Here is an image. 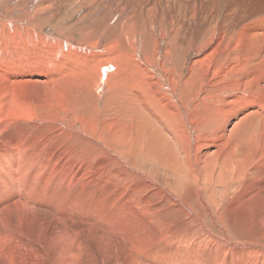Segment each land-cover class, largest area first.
Masks as SVG:
<instances>
[{
  "label": "bare ground",
  "instance_id": "6f19581e",
  "mask_svg": "<svg viewBox=\"0 0 264 264\" xmlns=\"http://www.w3.org/2000/svg\"><path fill=\"white\" fill-rule=\"evenodd\" d=\"M237 1L238 0H235L236 3ZM246 1L251 2L252 0ZM253 1L262 2L264 7V0ZM115 3V8H117L119 1L115 0ZM157 5L158 4H156L154 1H148L147 6H149L150 9L143 8V10L145 11V13L147 11L152 14L155 13L154 17H156L160 14L155 11ZM240 5L242 4L240 3ZM239 8L240 6L238 7V10ZM196 9L194 10L196 11ZM186 10H188L187 7ZM230 10L229 13H223L225 18H223V16L218 20V23L216 24L218 31L215 27H213V31L209 32L211 33V35L205 43L200 41L201 37H199V41L197 40L194 48L195 55L192 61L188 64L187 68L189 76L184 80L182 85L175 84L176 90H181L183 92V95L187 96V100H185L184 102L175 92L169 99H166L164 96H160V99H158L159 92L157 90L159 88H157V90H151L150 88L151 92L147 95H145L143 92L142 94L140 93V96L139 94L137 95V91L139 88L137 87V84H135L137 81L135 83L133 81L138 78L137 75H139L140 73L136 75L137 77L134 76L136 77L134 78V80L131 78H127L128 75L126 74V79H123L125 77L122 78L120 75L123 73L124 69L127 70V63L125 62L126 66H120L118 64L120 63V61L117 60V63L116 59H114L116 55L113 57L111 56L110 50H114L115 47L122 48L119 44V41L117 40L112 43L113 45L109 44L110 46L107 45L105 48L99 41L93 42L91 44L89 43V45L85 47H79L83 50L81 53H86L88 58L90 56V59L92 61L94 60V62L92 63H90L88 60L90 64L87 61H84V65L82 64L84 67L80 65L82 69L79 71H77L78 66L76 64L74 66L71 65V63L69 64L70 60H68V57H65L66 60L61 59L60 61L58 60L59 62H51L52 58H54L53 53H49L50 55H52V57L47 54V52L46 54H32L34 52L33 49H31L33 50V52L26 53L23 51V53L20 54L21 58L27 57L29 62L26 63L28 65L27 70L24 69L23 71H18L16 70L17 58H15V45L11 46L12 51H10V55H8L7 53V56H1L0 53V76L3 73L16 71V73L13 74L12 78L14 82H26L34 85H38V83H44V85L49 88V96L52 100L45 98L43 99L44 101L42 100L41 102H43L44 105H53L54 107V110L48 116L40 115L36 117L38 124L33 123L34 110L38 112L41 106L32 105L29 98L23 100V103L25 104V108L23 109V111L11 112L7 117H0V216L3 212L6 213L7 217L13 215V223L10 224L11 231L13 229L14 231H17L21 236L22 234H24V237L26 235L31 236L30 239H32L33 237V239H35V236H40L41 238L37 241L41 240V242L43 243H47L49 241V243L51 244H47L51 245V248L54 247V249L52 248V250L56 251V255L53 259L56 264H72L70 257L74 256L75 252H80V248L85 239L87 238L91 243L97 236L99 237L97 240L99 245L102 243L106 245V247H116L114 248L116 253L112 255L114 257V260L112 261L113 264L115 260L116 264H123L124 262L128 263L129 261L135 262L136 259L134 254H136V250L141 253L150 249V243L149 246L147 245V247H145L143 242L141 244L139 240L138 241L140 243H137V245L136 243H115L111 238L113 232V229L111 228H109V232H111L110 235L106 236L99 235L101 234V230L95 227L85 230L76 229L72 231L71 234L83 237V239H81L77 244L74 245H72L71 241L66 236L70 233L64 226L56 227L51 230L50 228H47V230H43L41 228L42 230H38L37 233H35L36 231L34 228H29L30 226H28V229H24L26 226L23 227V224L29 221L30 223H32V214H38L40 212V209H38V206L29 207L20 202L17 203L11 198V192H7L6 195L4 194L6 187L10 182H12L10 189L11 191L13 188H24L34 198H42L48 196L52 197L55 199L56 207V204L63 206L66 198L71 197L72 194L77 193L79 194V196H81V193L88 186L92 185L91 188L93 189L96 177L99 173V168H101L102 170L105 168L102 166V164L97 165L96 163H93L92 158H77L76 156L78 155L74 153V143L77 140V135L84 133L91 139L95 141L98 140L99 142L103 143L106 147H109L111 145L107 144V139L104 138V133L107 132L106 135H109V131L113 130L112 126L114 125L111 124L112 121L109 120L110 117L108 116L109 118H105L103 122L104 125L101 123L103 125L101 129H99L96 120L99 117L100 113L105 117V114H107L105 113V111H107V109H113L111 108L112 105L109 101V98L105 96L108 104H104V110H101L99 108V101L101 100L102 96H96L97 98H94V95H97V91L101 90H107L106 92H109L112 88H107L106 81L108 79L110 81L115 77H118V79H123L121 80V83L123 84L124 89L129 88L128 93L125 94L124 92H121L118 95V98L121 100V108L122 110H124V112H126L125 116L127 119V124L125 125V128L128 129V133L130 136L129 139H126L127 137L122 138V141L119 142V144L121 146L130 147L127 151V154L132 157V160L137 158V160L135 159L136 161H138L137 163L140 162L139 158L143 159L144 162H149L150 160H152L158 165V168H165V170H167L168 172L174 175H178V178L174 180L177 182L171 189L169 188V184L171 183L168 179L166 180V185L162 184L163 186H155L161 191V194L166 193V196H168L170 199L175 200L176 203H183L185 207L189 208L191 204L194 205V202H188L185 199L189 198H187L188 195L190 197H195L196 193H192L195 189H197L196 196H198L200 202L207 206L208 210H211L210 212L213 213L214 207H216V203L211 193L214 189H217L221 186L224 187V191H222L221 193L222 196L220 195L222 197V200H225L228 204H230L229 206L231 208L234 207V209L240 210L241 221L246 219L252 220V218L257 216H255V214H253L252 212L259 206H264V19L256 21L257 24L261 25L259 26L261 27V30L259 31L253 26L255 22L253 21V19H255L259 14H257L255 17L240 20L239 18H235ZM131 11L132 6L128 5L124 11L120 12V17L122 18L118 20L119 24H124V26H126L127 22L132 16ZM189 18L191 17H187V19ZM214 18H216V16ZM160 19L161 17H158L157 22L151 20L149 22V26H152L155 29L160 28V25L158 23L160 22ZM229 19L232 20L230 24L233 23L231 28L226 24ZM237 22H240V25H242L240 31L237 27ZM206 24L209 23H207L206 21ZM155 25L157 27H155ZM248 25H252V29L247 30L246 27ZM188 27L190 26L188 25ZM250 27L251 26H249V28ZM26 28L27 27H25V29ZM189 29L187 34L188 38L186 39V42H188L187 44H190L192 42L191 32L193 30L190 29L192 30L190 32ZM21 30H23V28H21ZM15 31L16 33L14 35L10 34L11 39H16L17 37L20 38L23 34L22 31H18V28H16ZM121 32L123 35L126 31ZM128 35L126 34L125 36ZM183 36V41L185 42V34ZM237 36H240L241 41H236ZM67 45L69 47V44ZM156 45V48L154 46V50L158 55V53L160 52L159 47L161 46V42L157 41ZM53 51L55 52V50ZM136 51H140L142 55L145 53V51L141 47L137 48ZM75 52H78V50ZM105 52L108 53L109 57L105 55ZM155 53H152V57L147 56V59H152L156 55ZM56 54H58V52ZM60 54L61 52L57 56H61ZM63 54H65V52ZM33 55H36V57L41 60L42 65L40 69L42 71H34L29 69L30 61L34 57ZM43 55L45 56L43 57ZM71 56L73 55L71 54ZM56 58L57 57L55 55L54 59ZM49 59H51L50 62ZM138 60L142 64L143 59L140 58ZM78 61H76L75 63H77ZM153 61L155 60L153 59ZM52 63H54V65ZM86 63L87 65H85ZM49 66H52V68L54 66V69H58L59 67L60 70H54ZM48 68H51L52 70ZM143 68L146 69V72L147 68H162V71L165 70L166 72L174 71L173 68H167L166 65L163 67L161 64L158 65V63H153L150 59L145 62L144 67H142L141 69L143 70ZM73 71H77L79 72V74H84L87 79L85 80L87 82L81 81L80 75L76 74ZM165 71L163 73H165ZM137 72L139 71H136V73ZM152 73H155V71ZM198 73H204V75H199ZM96 74L97 76L99 75V77L95 76ZM142 75L143 74L141 72L140 76ZM162 77L164 78L163 75ZM144 78H146V76ZM171 78H173V76ZM171 78H169L170 83L172 81ZM51 79L53 84L56 86H59L61 83H63L68 88V91L57 90L50 82H48ZM157 79L155 80V82L157 81ZM159 79L162 78L159 77ZM91 82H93V84H91ZM115 85H117L116 82L113 84V87ZM118 86L120 89H122L121 85ZM210 90H214L212 91V93H214L215 95L212 96L211 93H209ZM114 98L116 99V97ZM54 99H56L58 104H60L59 106L54 105ZM86 102L88 104H86ZM88 109L91 113L88 112ZM233 120H236V122ZM209 128L210 132L207 133ZM148 129L150 131L151 139H146H150V141L144 140L143 137ZM124 134L125 133H123L121 136H123ZM111 136L115 137V134ZM139 137L141 138V140H143L141 141L142 143H139ZM120 138L121 137L119 136V140ZM110 147H112V145ZM211 151L216 152L212 154ZM102 154L104 155V153ZM95 155L96 154H94V156ZM114 155L116 154L114 153ZM17 158L18 165L16 163ZM126 158L123 157L120 159L126 162ZM91 161L92 163H90ZM211 161L212 163H215L211 164L210 168ZM17 168L19 171L26 173L28 179L22 178L18 174ZM215 168L219 169L217 175L214 170ZM210 170L213 171L212 176H210ZM255 172H257V176H254ZM144 175L147 176V173H144ZM228 176L230 178L229 180H227ZM145 182H147V189L149 188V183L153 184L149 179L147 180V178L145 179ZM76 183H81L79 188L75 187ZM236 185H241L242 188H240V190H237L238 186L236 188ZM232 187H235L237 191L234 190L233 197H229L230 193H228V191ZM188 190L193 191L189 193L187 192ZM183 191H185V193H183ZM205 193L208 194L205 195ZM205 197H208L209 200L205 201ZM10 200L11 202H13L12 208H8L7 206L5 207V205L7 204L6 202ZM207 202H210L211 205H207ZM217 203H219V200ZM91 205L93 212L91 213L92 219H90V222L91 220L96 222V196L92 197ZM65 206L66 207H63L65 212L70 208L83 209L82 204L80 203L77 205L74 203H69ZM146 206H148V204ZM144 208H142V210ZM109 209L112 212L114 211V201L113 204H109ZM121 209L122 207L120 208V211ZM261 217L264 216L261 215ZM261 217L259 219H261ZM7 220L9 219L7 218ZM218 220H220V223L223 222L222 219H217L216 224L218 225ZM110 224L112 225L113 223L110 222ZM237 224L240 225V223ZM149 228L147 226V229ZM114 232L116 233L115 230ZM143 232L146 231L144 230ZM7 236L8 235L6 232L5 224L3 223L2 219V229L0 228V250L2 248L1 244L2 242H4ZM128 238L131 237L128 236ZM141 238L142 237H140V239ZM134 239V241L136 242V238ZM227 241H231V239H228V236ZM236 244L240 246L245 245L241 244V242L239 243V241L236 242ZM117 245L122 246V248H118L119 246ZM46 246V244L45 246H43L44 249ZM251 246L254 247L253 250L250 249L249 254L246 250L241 249L239 252H237L235 258L229 260L227 264H264V252L262 253L260 245L255 242L251 244ZM47 247L48 249H51L49 248V246ZM27 250L29 249H26V251ZM98 250L99 249L89 248L84 264H95L93 263V261H95L94 259L97 258V254L101 253V251L98 252ZM102 250H104V248ZM1 252L0 264H15L14 259L19 258L7 254L6 256L4 252ZM47 254L48 256L51 255L48 253V250ZM28 255V260L31 259V261H33V258L38 255V257L34 261H44L43 253L36 246L30 247V254ZM215 261L217 262L218 260ZM215 261L213 260V264H215ZM32 264L35 263L32 262Z\"/></svg>",
  "mask_w": 264,
  "mask_h": 264
},
{
  "label": "rangeland",
  "instance_id": "374dc122",
  "mask_svg": "<svg viewBox=\"0 0 264 264\" xmlns=\"http://www.w3.org/2000/svg\"><path fill=\"white\" fill-rule=\"evenodd\" d=\"M118 1L119 3L117 5V8H115L116 6L115 0H0L1 56H7V53L8 55H10L11 53L10 51H12L11 46L15 45L14 46L16 48L15 58H17L16 70L18 71H23L24 69L27 70L28 65L26 63L29 62L27 57L21 58L20 54L23 53V51L26 53H30L33 52V50L34 52L32 54H36V53L46 54V52L47 54L53 53L54 58L56 55L57 58L56 59L52 58L51 62H59L61 59L66 60L65 57H68V60H70L69 64L71 63V65L73 66L76 64L79 67V68L77 67L78 69L77 71H79L82 69V67H84L83 66L84 61L88 62L89 60L90 63L94 62V60L92 61L90 59L91 58L90 56L89 58L87 57L86 53L84 52L81 53L83 50L79 47H85L89 45V43L91 44L93 42L99 41L100 43H102V45L105 48L109 44L113 45L112 43L117 40L119 41V44L122 48L115 47L116 49L114 48V50H110L111 56L113 57L116 55L114 59H116L117 63L118 61H120V63H118L120 66L123 65L126 66L125 62L127 63L128 65L127 70L124 69L123 73L120 75L122 78L125 77L123 79H126L127 77L126 75H128L127 78H131L133 80L138 76V78H136L134 81L132 80L134 83L137 81L135 83L139 88L137 91V95L139 94L140 96L142 92L145 95H147L148 93L151 92L150 88L151 90L154 89L157 90V88H159L157 90L159 92L158 99H160V96H164L166 99H169L171 98L172 94L175 92L184 102L185 100H187V96L183 95V92L181 90H176L175 84L182 85L184 80L189 76L187 69L188 64L192 61L195 55L194 48L199 37H201L202 39V40L200 39V41L205 43L206 40L211 35V33L209 32L213 31V27H215L218 31V28L216 27L218 20L224 16L223 13L225 14L226 12L229 13L230 9L234 17L237 19L239 18L240 20L245 18L255 17L257 14L259 15L262 14L260 16L257 15V17L253 19V21H255L253 26L257 28L259 31L261 30V27H259L261 25L257 24L256 21L264 19V7L262 2L260 1L256 2L253 0L251 1L252 3L250 1L247 2L246 0H238L237 3L235 2V0H191L192 3L190 0H156V1L155 0H118ZM148 1H154L156 4H158L157 7L155 6L156 7L155 11L160 14L157 15L156 17H154L155 13L152 14L148 11L145 13V11L143 10V8L150 9V7L147 6ZM240 3L242 5H240ZM226 4L228 7L226 6ZM128 5L132 6V11H131L132 16L130 17L126 26H124V24H119L118 20L122 18L120 17L121 16L120 12L124 11ZM239 6L240 8L238 10ZM186 7L188 10H186ZM194 9L198 11L196 12ZM195 13L197 16L195 15ZM212 16L214 17L216 16V18ZM158 17H161L160 22H158L160 25L159 27L161 29L160 28L155 29L152 26H149V22L151 20L157 22ZM187 17H191V18L187 19ZM223 18H225V16ZM206 21L210 25L206 24ZM231 22H232L231 19H229V21L226 22L227 26H229L230 28L233 25V23L230 24ZM240 24H241L240 22H237V27L239 31L240 28L242 27V25ZM188 25L190 27H188ZM249 26L251 27L249 28ZM25 27L27 28L25 29ZM155 27L157 26L155 25ZM16 28H18L19 32L22 31L23 34L21 35L20 38L17 37L16 39H11L10 36L16 33L15 31ZM21 28H23V30H21ZM189 28L192 29L193 31L190 30ZM188 29L190 32L192 31L191 32L192 42L190 44H187L188 42H186V39L188 38L187 35ZM246 29L247 30L252 29V25H248ZM121 31H126L125 33L127 35L129 34L131 37L129 35L125 36L126 35L125 33L123 34L124 35L123 36ZM184 34H185V42L183 41ZM157 41L161 42V46L159 47L160 52L158 53V55L157 53H155L154 50L157 46L156 45ZM236 41H241L240 36H237ZM67 44H69V47ZM139 47H141L145 51L143 55L140 51H136L137 48ZM120 49L122 52L120 51ZM53 50H55V52ZM77 50L78 52H75ZM57 52L58 54H56ZM60 52H61L60 54L61 56H57L59 55ZM64 52L65 54H63ZM153 52L156 55L154 54L155 56L152 59L149 58L153 63H158V65L161 64L163 67L166 65L167 68L169 67L173 68L174 71L166 72L164 70L165 73H163L164 71H162V68H150V69L147 68V72L146 69L143 68V70L145 69L143 71L141 68L144 67L145 62L149 60L147 59L148 58L147 56L152 57ZM71 54L73 56H71ZM105 55L108 56V53L105 52ZM33 56L34 57L30 61L29 69L34 71H42L40 69L42 65L41 60L37 58L36 55ZM44 56L45 55H43V57ZM50 56L52 57V55ZM74 56L76 57V59L79 58L81 60L79 59H78L79 61L76 60ZM71 57H73L74 59ZM140 58L143 59L142 64L138 60ZM153 59L155 61H153ZM50 60L51 59H49V62ZM76 61H78L77 63L80 64L78 65L77 63H75ZM52 64L54 65V63ZM80 65H82V67ZM85 65H87V63ZM49 67L52 68V66ZM51 68L48 69L52 70L54 69V66L52 69ZM58 69L55 68L54 70H58ZM77 71H73V72L79 74V72ZM136 71L139 72L136 73ZM140 71L144 76L143 75L140 76L141 75ZM154 71L155 73H152ZM14 73H16V71L3 73L0 76V117H7L8 114L11 112L23 111V109L25 108L24 107L25 104L23 103V100L29 98L32 105L41 106L38 112L34 110L33 123L38 124V121L36 120L37 116L40 115L48 116L54 110L53 105H44L43 102H41L45 98L51 99V97L49 96V88L46 87L44 83L43 84L38 83V85H34L26 82H14L12 79ZM198 74L204 75V73H198ZM79 75L81 81L87 80L84 74H79ZM162 75L164 76V78L162 77ZM95 76H97V74ZM145 76L146 78H144ZM172 76L173 78H171ZM97 77H99V75ZM159 77L162 79H159ZM143 78L147 80H144ZM169 78H171L172 81L174 80L175 81L174 82L171 81L170 83ZM52 79L49 80L48 82H50L57 90L68 91V88L63 83H61L59 86L54 85ZM123 79L120 78L118 79V77H115L110 81L108 79L106 81V86L108 89L109 88L112 89L109 92H106L107 90L97 91V95L96 94L94 95V98H97L96 96H102L101 100L99 101L100 103L99 108L101 110L102 109L104 110V104H108V101L105 98V96L109 98V101L112 105L111 108L113 109L111 110L107 109V111H105V113H107L105 114L106 115L105 117L102 116V114L100 113L99 117L96 120L99 129H101L104 125L103 122L105 118L110 117L109 120H111L112 121L111 124L114 125L112 126L113 130L109 131L110 132L108 133L109 135H106L107 132L104 133V138L107 139L106 143L111 144L112 147H110L111 145L109 147H106L103 143L99 142L98 140L95 141L91 139L88 135L84 133L77 135L76 137L77 140L74 143V147H75L74 153L78 155L76 156L77 158L79 159L92 158L93 163H96L97 165L102 164V166L105 168L103 170L99 168V173L95 181L96 187L94 183L93 189L91 188L92 185L88 186L87 187L88 189L87 188L84 189V191L81 193V196H79V194L77 193L72 194L71 197L66 198V201L64 202L63 206L56 204V207H55V199L52 197L48 196L42 198H34L24 188H13L11 191L10 189L12 182H10L9 185L6 187L4 194L6 195L7 192H11V198L15 200L17 203L20 202L29 207L38 206V209H40V212L38 214H32L33 219L31 220V222L33 221L32 222L33 225L29 221L23 224V227L26 226L24 229H28V226H30L29 228H34L36 231L35 233H37V231L40 230L41 228L43 230H47V228H50L51 230L56 227L64 226L70 233L66 236L69 238L72 245L77 244L81 239H83V237L72 235L71 234L72 231L76 229L85 230L92 227L100 229L101 234L99 235H103V236L110 235L111 232H109V228L113 229L111 238L117 244L121 242H125V244L136 243L137 245V243L139 244L141 242L142 244L143 242L144 246L147 247V245L149 246L150 243V249L141 253L138 252V250H136V254H134L136 259L135 262H130L128 260L129 261L128 263L124 262L123 264H213V260L214 261L218 260L217 262L215 261V264H227L229 260L235 258L237 252H239L241 249L246 250L247 253L249 254L250 249L253 250L254 247L251 246V244L255 242L260 245L261 251L263 253L264 252V238H263L264 217H261V215L264 216V210H263L264 206L262 207L259 206L252 212L253 214H255V216L257 215L256 217L252 218V220L246 219L241 221L240 210L234 209V207L231 208L229 206L230 204H228L225 200H222L221 193L222 191H224V187L220 186L217 188L219 190L214 189L213 192L211 193L216 203V207H214L213 213L210 212L211 210L210 211L208 210L207 206H205L200 202L198 196H196L197 189H195L194 192L192 193V194L196 193L195 197H190L188 195L187 198L188 197L189 198L185 199L188 202H192V201L194 202V205L191 204L189 208H187L184 206L183 203H176L175 200L170 199L168 196H166L167 195L166 193L161 194V191L156 188L159 186H163L162 184L166 185V180L168 179L170 180L171 183L169 184V188L171 189L173 186H175V183L177 181L174 180L178 178V175H174L168 172L167 170H165V168L164 169L158 168L157 167L158 165L152 160H150L149 162H144L143 159L139 158L140 162L137 163L138 162L136 161L137 158H135L136 160L135 159L132 160V157H130L127 154V151L129 150L130 147L121 146L119 144V142L122 141V138L127 137L126 139H129L130 137L128 133V129L125 128V125L127 124L126 123L127 119L125 116L126 112L122 110L121 100L118 98V95L121 92H124L126 94L129 91V88L124 89L123 84L121 83L122 82L121 80ZM156 79L157 81L155 82ZM115 82L117 85L113 87V84ZM91 84H93V82H91ZM118 85H121L122 89H120ZM169 86L172 88V90ZM212 91L214 90H210L209 93H211V95L213 96L215 94L212 93ZM114 97H116V99ZM53 103L56 106L60 105L58 104L56 99L53 100ZM86 104L88 103L86 102ZM88 112H90V110ZM233 121L236 122V120ZM122 132L125 133L123 136H121L123 134ZM209 132H210V128L208 129L207 133ZM114 134L115 137H112L111 135ZM119 136L121 137L120 140H119ZM143 137L144 140L150 141L151 135L149 129L146 131ZM146 138H150V139H146ZM138 141L140 143L143 140H141L140 138V140ZM215 152L216 151L213 152L211 151L212 154ZM102 153H104L106 157ZM114 153L116 155H114ZM94 154H96L97 157L96 155L94 156ZM123 157L125 158L127 157L126 158V162L128 161L127 163L124 160L120 159ZM92 161L90 163H92ZM16 163L18 165V158ZM214 163L215 162L212 163V161L210 162V168H211V164ZM214 170L217 175L219 169L215 168ZM17 171L22 178L28 179L26 173L19 171L18 168ZM144 173H147V176H145ZM210 174H211L210 176H212L213 171H211ZM254 176H257V172H255ZM146 178L147 180L149 179L153 183V184L149 183L148 189H147V182H145ZM229 179L230 178L228 176L227 180ZM80 184L81 183L79 184L76 183L75 187L79 188ZM237 186L238 185H236L235 187L237 188ZM235 187H232L228 191V193H230L229 197H233V191L236 190ZM240 188H242L241 185L238 186L237 190H240ZM192 191L193 190H188L187 192L190 193ZM183 193H185V191H183ZM207 194L208 193H205V195ZM95 196H96V206H97L95 211L97 214V219L96 222L92 220L90 222V219H92L91 213L93 212V209L91 208L92 206L91 200L92 197ZM208 200H209L208 197H205V201ZM218 200L219 203H217ZM113 201H114V211L112 212L109 209V204L110 205L113 204ZM6 203L7 204L5 205V207L7 206L8 208H12L13 202H11V200ZM69 203H74L76 205L80 203L82 204L83 209L70 208L68 211L65 212L63 207H66L65 205ZM145 203H147L148 206H146L147 204ZM208 204L209 206L211 205L210 202H207V205ZM121 207L122 209L120 211ZM140 207L142 208L145 207L144 208L145 211L144 209L142 210V208ZM260 217L261 219H259ZM7 218L9 220H7ZM2 219H3V223L5 224V228L8 236L5 238L4 242H2L1 245L3 249L1 248L0 252L2 251L4 252L5 255L7 254L10 256H15L16 258L19 257L17 259H14L15 264H32V262H34L35 264H56L53 261L54 256L56 255V251L52 250V248L54 249V247L51 248V245H48L51 244L49 243V241L47 242L48 244L43 243L41 242V240L37 241L38 239L41 238L40 236H35L36 237L35 239H33L34 237L32 236L33 238L30 239L31 236L26 235L24 237V234H22L21 236L17 231H14L13 229L11 231L10 224L13 223V215L7 217L5 212H3L0 216L1 229H2ZM217 219H222L223 222L220 223V220H218L219 221V225H218L216 224ZM110 222L113 223L112 224L113 226L110 224ZM237 223H240V225H238ZM147 226L148 228L150 226V228L147 229ZM114 230L116 231V233L114 232ZM144 230L147 233L143 232ZM123 235L126 240L123 238ZM125 235L127 236V238ZM128 236L131 238H128ZM227 236L229 240L231 239V241H227ZM140 237L142 238L140 239ZM98 238L99 237L97 236L91 243L86 238L80 248V252H75V255L70 257L72 264H84L89 248L99 249L98 252L101 251V253L97 254V258L94 259L95 261H93V263L103 264L104 262V264H113L112 261L114 260L113 259L114 257L112 255L116 253L114 249L116 247L115 246L106 247V245L102 243L99 245L97 241ZM134 238H136L137 240L136 242L134 241L135 240ZM238 241L239 243L241 242V244L243 245L245 244V245L240 246L236 244V242ZM45 244L49 246V248L51 249H48L47 246L44 249L43 246H45ZM34 246L38 247V249L43 253L44 261L41 260L34 261L38 257V255H36L33 258V261H31V259L28 260L29 258L28 254H30V247H34ZM117 246H119L118 248L120 249L122 248V246L120 245ZM103 248L104 250H102ZM26 249L29 250L26 251ZM47 250L48 253L51 255L48 256ZM110 255L112 258L110 257ZM114 264H116V260L114 261Z\"/></svg>",
  "mask_w": 264,
  "mask_h": 264
}]
</instances>
